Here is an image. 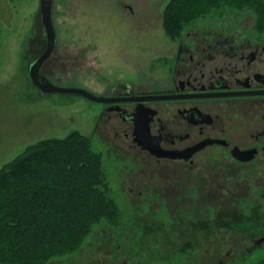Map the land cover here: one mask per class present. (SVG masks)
Wrapping results in <instances>:
<instances>
[{"label": "flooded vegetation", "instance_id": "flooded-vegetation-1", "mask_svg": "<svg viewBox=\"0 0 264 264\" xmlns=\"http://www.w3.org/2000/svg\"><path fill=\"white\" fill-rule=\"evenodd\" d=\"M182 36L171 52L153 60L149 76L137 73L135 81L117 82L106 95L171 98L103 104L93 127L106 159L123 165L118 193L131 181L126 198L136 210L138 243L150 234L175 244L195 233L191 226L203 232L202 241L208 236L203 228L216 223L218 232L224 224L225 199L240 212L238 221L248 216L264 223V16L215 13ZM49 59L43 82L50 81L43 71ZM229 183L234 186L226 185L225 193ZM206 209L215 211L210 221L202 217ZM108 233L98 237L115 241L129 259L135 251L113 229Z\"/></svg>", "mask_w": 264, "mask_h": 264}, {"label": "rangeland", "instance_id": "rangeland-1", "mask_svg": "<svg viewBox=\"0 0 264 264\" xmlns=\"http://www.w3.org/2000/svg\"><path fill=\"white\" fill-rule=\"evenodd\" d=\"M169 1L53 0L57 47L44 66V74L56 86L80 88L103 97L117 82L135 81L137 73L149 76L155 65L153 60L174 48V41L163 28V12ZM215 13L220 12L212 14ZM47 43L41 0H0V169L27 147L45 139L65 138L72 131L91 136L94 146L102 149L93 139V127L102 117L103 104L76 94L44 95L33 84L30 68L45 53ZM117 144L122 146L120 142ZM105 161L112 186L118 193L123 165ZM125 170L124 175L128 171ZM130 184L131 181L123 187L125 193H118L125 214L121 226L113 229L118 241L135 251L130 258H125L116 248L115 241L98 237L109 234L106 226L99 225L85 249L50 264H126L128 261L150 264L149 259L153 264H251L264 258V243L253 248L252 241L264 236V223L257 220L253 223L252 218L240 216L239 225L248 223L250 231L225 227L227 218L236 221L235 214H240L232 212V204L226 199L223 216L225 211L232 213L224 216L218 232L216 223L203 228L208 236L202 241L197 239L203 232H196L199 227L191 226L195 233L180 237L175 244L164 236L155 238L150 234L144 243H138L135 239L138 220L132 215L136 210L126 198ZM226 185L234 184H224V192L228 193ZM254 213L257 217L258 212ZM213 216L215 211L202 212L204 220L210 221ZM155 251L160 253L155 255Z\"/></svg>", "mask_w": 264, "mask_h": 264}, {"label": "trees", "instance_id": "trees-1", "mask_svg": "<svg viewBox=\"0 0 264 264\" xmlns=\"http://www.w3.org/2000/svg\"><path fill=\"white\" fill-rule=\"evenodd\" d=\"M228 10L251 11L259 19L264 16V0H170L163 28L177 41L188 26ZM105 160L91 136L72 131L65 138L27 147L3 166L0 264H50L85 249L99 225L108 230L120 227L125 210ZM226 221L225 227L236 231L251 230L248 223ZM251 264H264V258Z\"/></svg>", "mask_w": 264, "mask_h": 264}, {"label": "water", "instance_id": "water-1", "mask_svg": "<svg viewBox=\"0 0 264 264\" xmlns=\"http://www.w3.org/2000/svg\"><path fill=\"white\" fill-rule=\"evenodd\" d=\"M41 15L44 25V29L47 35L48 46L45 53L39 57L30 68V77L33 84L41 91L42 94L48 95L55 92L76 94L89 101L109 104L113 102H145V101H159V100H169L170 96H145V97H129V98H119L111 99L103 96L96 95L88 90L80 88H65L56 86L50 81H42L41 69L44 63L53 55L56 45H57V32L53 23V0H41ZM256 248L264 243V237L252 240Z\"/></svg>", "mask_w": 264, "mask_h": 264}]
</instances>
